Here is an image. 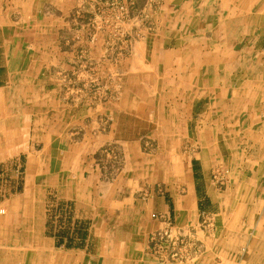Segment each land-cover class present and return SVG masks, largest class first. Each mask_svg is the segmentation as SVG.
Listing matches in <instances>:
<instances>
[{
  "label": "crops",
  "instance_id": "obj_1",
  "mask_svg": "<svg viewBox=\"0 0 264 264\" xmlns=\"http://www.w3.org/2000/svg\"><path fill=\"white\" fill-rule=\"evenodd\" d=\"M12 161L0 264H264V0H0Z\"/></svg>",
  "mask_w": 264,
  "mask_h": 264
},
{
  "label": "rangeland",
  "instance_id": "obj_2",
  "mask_svg": "<svg viewBox=\"0 0 264 264\" xmlns=\"http://www.w3.org/2000/svg\"><path fill=\"white\" fill-rule=\"evenodd\" d=\"M114 13H116V14H114L113 16L118 15V16H122L123 17L122 14L125 13V16L126 17L127 16L129 17V15H127V13H128L127 9H124L123 10V7H121V6L118 9H115ZM120 24H121L120 22H113V23L110 22L108 25H110L111 27H113V29L118 30V28H120L119 27ZM118 33L119 32L116 31V34H118ZM111 34L112 33H110V35ZM114 37L115 36H114V33H113V38ZM113 38L111 39V41L113 40ZM96 40L97 39H95V41ZM89 41H94V39L93 38H90ZM107 41H109L108 38H107ZM39 57H40V55H39ZM22 58H24V57L22 56ZM2 78L3 79L5 78L4 75H2ZM102 89L103 88L98 89L97 87L96 88L94 87L93 88V95H95L97 92L99 93ZM19 92H20V89L16 88L12 92L11 96L14 97V99H15V96L20 97ZM115 95H116V93H115ZM13 101L14 102L11 103V106L13 108L15 106H17V107L18 106H21L20 104L15 103V100H13ZM41 112H42V105H41V103L40 102L39 103L35 102V104H34V117L35 118L33 119L34 131H35L33 135H35V137H34V140L35 141H37V140L40 141L41 140L40 135H39L41 133L40 130H41V123H42ZM3 136L5 137V134ZM24 140H25V138H24ZM15 141H17V142L18 141H21V136L16 137L15 138ZM39 145H41V143H39ZM15 163L16 162H14V161L8 162V163H5L4 166H1L0 167V200H3L4 199L3 196H6L7 194H9V192L10 191H13L16 187H17L18 191H20L22 189L23 185H24V183H23V177L21 179L19 176H17V178L19 177L18 184L17 185L14 182L15 180L13 178L14 176H12V172L15 171V167H14ZM218 172H219V174H218ZM225 173H226V171H223V170H220V169H216V172H214L212 174L213 175L212 180L214 182H217V180H218L220 183H224L225 182V179H226L225 177H227V174H225ZM16 175H19V174L16 173L15 176ZM8 222H12V221H11V218L10 217L7 218L6 216L3 218V220L0 221V223H8Z\"/></svg>",
  "mask_w": 264,
  "mask_h": 264
},
{
  "label": "bare ground",
  "instance_id": "obj_3",
  "mask_svg": "<svg viewBox=\"0 0 264 264\" xmlns=\"http://www.w3.org/2000/svg\"><path fill=\"white\" fill-rule=\"evenodd\" d=\"M225 9V8H224ZM231 18V17H230ZM229 19V18H228ZM234 20V19H233Z\"/></svg>",
  "mask_w": 264,
  "mask_h": 264
}]
</instances>
